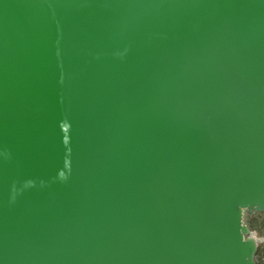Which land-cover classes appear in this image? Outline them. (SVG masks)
Returning a JSON list of instances; mask_svg holds the SVG:
<instances>
[{
    "label": "water",
    "instance_id": "water-1",
    "mask_svg": "<svg viewBox=\"0 0 264 264\" xmlns=\"http://www.w3.org/2000/svg\"><path fill=\"white\" fill-rule=\"evenodd\" d=\"M246 210L264 0H0V264H256Z\"/></svg>",
    "mask_w": 264,
    "mask_h": 264
},
{
    "label": "rangeland",
    "instance_id": "rangeland-1",
    "mask_svg": "<svg viewBox=\"0 0 264 264\" xmlns=\"http://www.w3.org/2000/svg\"><path fill=\"white\" fill-rule=\"evenodd\" d=\"M243 224L248 230L246 237L253 236L259 240L255 255L256 264H264V210H246Z\"/></svg>",
    "mask_w": 264,
    "mask_h": 264
},
{
    "label": "bare ground",
    "instance_id": "bare-ground-1",
    "mask_svg": "<svg viewBox=\"0 0 264 264\" xmlns=\"http://www.w3.org/2000/svg\"><path fill=\"white\" fill-rule=\"evenodd\" d=\"M253 237V236H252ZM253 238H255V237H253Z\"/></svg>",
    "mask_w": 264,
    "mask_h": 264
}]
</instances>
